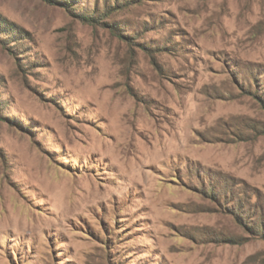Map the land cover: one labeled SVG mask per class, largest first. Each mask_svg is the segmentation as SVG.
I'll return each instance as SVG.
<instances>
[{
	"label": "rangeland",
	"instance_id": "rangeland-1",
	"mask_svg": "<svg viewBox=\"0 0 264 264\" xmlns=\"http://www.w3.org/2000/svg\"><path fill=\"white\" fill-rule=\"evenodd\" d=\"M57 1L0 0V264H264V0Z\"/></svg>",
	"mask_w": 264,
	"mask_h": 264
},
{
	"label": "trees",
	"instance_id": "trees-1",
	"mask_svg": "<svg viewBox=\"0 0 264 264\" xmlns=\"http://www.w3.org/2000/svg\"><path fill=\"white\" fill-rule=\"evenodd\" d=\"M51 1L52 2H58L57 0H51ZM65 1H67V0H65ZM65 1H61V3L67 6V3ZM78 15L80 16L81 20L84 22H91L93 20H98V17L95 14L92 16V15H89V14L82 12V13H79ZM0 24L6 27L10 23L8 22V20L6 18H4L0 15ZM259 223H260V225L261 224L264 225V217L260 218ZM251 225H252V227H250L251 230H253L256 234L259 232L258 234H261L264 236V226L259 227V225L257 226L254 223H252Z\"/></svg>",
	"mask_w": 264,
	"mask_h": 264
}]
</instances>
